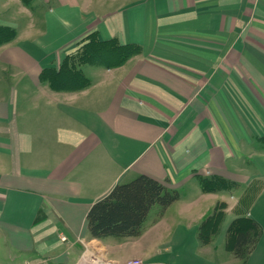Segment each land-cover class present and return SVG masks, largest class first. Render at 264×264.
<instances>
[{
	"label": "crops",
	"instance_id": "obj_1",
	"mask_svg": "<svg viewBox=\"0 0 264 264\" xmlns=\"http://www.w3.org/2000/svg\"><path fill=\"white\" fill-rule=\"evenodd\" d=\"M0 26V264H264V0H0ZM92 34L138 52L51 89L42 71ZM138 175L179 199L138 237L92 238L91 205ZM242 217L262 230L245 260L225 245Z\"/></svg>",
	"mask_w": 264,
	"mask_h": 264
},
{
	"label": "trees",
	"instance_id": "obj_2",
	"mask_svg": "<svg viewBox=\"0 0 264 264\" xmlns=\"http://www.w3.org/2000/svg\"><path fill=\"white\" fill-rule=\"evenodd\" d=\"M15 32L0 26V46L13 39ZM83 50L90 52L84 65L115 68L138 52L134 46H122L115 40L100 41L95 35H89L83 44ZM69 58L62 61L58 69H44L41 79L47 81L53 90L83 89L89 80L78 70L67 64ZM69 65V66H68ZM65 69V71H64ZM264 149V135L259 138ZM204 192H215L232 187V182L224 178H200ZM179 199V193L169 190L162 182L146 175H138L126 183L115 185L100 200L94 202L86 215V226L94 239L107 237L135 238L141 235L143 226L151 210L158 206L160 215ZM248 195L241 204H246ZM226 206L218 203L207 215L199 227V240L203 244L211 241L218 231L224 217ZM262 230L260 226L246 218H238L230 225L226 237V249L237 259L245 260L255 248Z\"/></svg>",
	"mask_w": 264,
	"mask_h": 264
},
{
	"label": "rangeland",
	"instance_id": "obj_3",
	"mask_svg": "<svg viewBox=\"0 0 264 264\" xmlns=\"http://www.w3.org/2000/svg\"><path fill=\"white\" fill-rule=\"evenodd\" d=\"M83 44H84V40L81 41L78 44V46L70 54L66 55L62 61L66 60V58H69L67 64L72 63V65H70V66L73 67V69L78 70L81 74L85 75L84 67H86L88 65H84V62L86 60H88V58L90 56L89 55L90 52H86L85 50L82 49ZM89 66H91V65H89ZM64 71H65V69H64ZM223 194L228 199L231 197H236V192H230V193L224 192ZM130 261H132V260H130ZM130 261H128V262H130Z\"/></svg>",
	"mask_w": 264,
	"mask_h": 264
},
{
	"label": "built area",
	"instance_id": "obj_4",
	"mask_svg": "<svg viewBox=\"0 0 264 264\" xmlns=\"http://www.w3.org/2000/svg\"><path fill=\"white\" fill-rule=\"evenodd\" d=\"M61 239H62L63 241L66 240L65 237H61ZM127 264H138V261L132 260V261H130V262H127Z\"/></svg>",
	"mask_w": 264,
	"mask_h": 264
}]
</instances>
